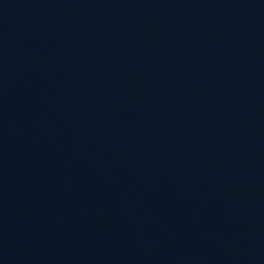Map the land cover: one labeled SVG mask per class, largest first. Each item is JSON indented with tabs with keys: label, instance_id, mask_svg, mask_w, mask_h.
<instances>
[{
	"label": "water",
	"instance_id": "95a60500",
	"mask_svg": "<svg viewBox=\"0 0 264 264\" xmlns=\"http://www.w3.org/2000/svg\"><path fill=\"white\" fill-rule=\"evenodd\" d=\"M264 57V0H194Z\"/></svg>",
	"mask_w": 264,
	"mask_h": 264
}]
</instances>
